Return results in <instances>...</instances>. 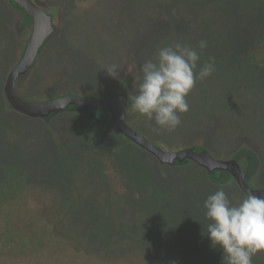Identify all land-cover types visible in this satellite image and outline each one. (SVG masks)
I'll list each match as a JSON object with an SVG mask.
<instances>
[{
  "label": "rangeland",
  "instance_id": "1",
  "mask_svg": "<svg viewBox=\"0 0 264 264\" xmlns=\"http://www.w3.org/2000/svg\"><path fill=\"white\" fill-rule=\"evenodd\" d=\"M33 1L54 18V31L41 47L33 66L17 80L16 91L26 101L41 102L65 94L97 98H115L122 94L128 97L123 86L130 71L136 72L131 80H138L143 63L153 59L160 48L175 42L187 44L200 52L199 42L206 41L208 47L203 50L200 59L208 51L220 50L217 54L221 53V59L228 52L229 56L220 65L225 62L229 70L241 72L245 80L244 88L248 92L255 88L254 69L263 71L261 82L264 81V11H260L258 0ZM16 8L9 0H0V116L3 118L0 120V264H104L103 259L94 255L110 251L135 254L137 264H191L190 255L195 256L198 252V257L206 258L202 264H222V258L217 261L212 257V262L208 259L212 253H209L207 244L195 246L198 249L190 254V235L187 237L185 231L188 223L190 226L191 216L196 214V205L194 200L190 203V192L180 208L173 202H167L178 196L180 185L175 182L170 186L163 184V187L171 189L161 193L164 198L158 204L164 219L160 214L154 219L148 214L133 218L138 234L131 233L126 243L123 240L114 247L112 237H117L119 233L112 234L108 227L97 230L94 204L86 201L88 203L84 206L87 208L77 207L84 203L79 193L71 199L75 203L72 212L65 213L66 207L64 215L53 212L63 199L57 183L51 180L54 179L53 173L42 162L46 161L43 154L49 160L54 157L44 153L43 136L37 133L46 130L51 133L52 140L59 143L63 130L60 128L59 131L55 120L61 123L58 116L65 111L75 113L83 110L82 120L91 128L90 133H101L109 116L102 110L70 106L48 117L28 118L13 109L6 96L5 84L26 48L33 25L28 20L29 26H26L24 16L17 11L19 7ZM1 29L7 30V33ZM111 64L118 66L115 85L110 84L113 77L106 72V67ZM30 84L32 88H29ZM247 84L250 86L247 87ZM231 90L229 86L222 87L224 97L220 96L219 104H231L234 95ZM195 93L199 91L194 87L189 93L192 100L201 96ZM186 99L190 103V97ZM133 115L129 107L127 123ZM207 118L208 115L202 120ZM219 118L221 123L217 130L222 138L218 137V141L217 134L213 137L208 125L204 130L196 129L201 143L196 140L194 145L185 143L188 141L185 138L176 137L160 145L149 139L147 134L146 137L167 150L204 147L212 157L218 158L219 152L214 147L234 148L239 145L240 138L250 140L253 136L254 130L240 132L236 120L226 111H222ZM69 125L74 126L73 123ZM29 150H34V153L28 155ZM53 151L63 154L61 159L58 155L54 160H59L63 168L79 160L75 154L60 153L57 147ZM228 159H235L242 166L250 187H264L263 171L255 150L246 148ZM161 164L182 166L175 162ZM157 172L164 173V177L173 176L170 166H159ZM209 172L204 173L208 182H236L229 172ZM216 191L210 187L202 191L204 201ZM232 191L225 193L233 204L239 203L244 195L239 197ZM110 216L104 217L108 219ZM177 217L182 221L176 220ZM204 220L200 219L198 228L205 227ZM86 221H89L88 230L84 229ZM182 227L185 233L182 241L174 242L170 236ZM84 231L96 235L100 232L104 244L95 245L93 237ZM122 236L121 233V239ZM117 261L113 260L111 264H119ZM258 262L259 259L254 256L252 264ZM123 264L129 263L126 260Z\"/></svg>",
  "mask_w": 264,
  "mask_h": 264
},
{
  "label": "trees",
  "instance_id": "2",
  "mask_svg": "<svg viewBox=\"0 0 264 264\" xmlns=\"http://www.w3.org/2000/svg\"><path fill=\"white\" fill-rule=\"evenodd\" d=\"M257 3L260 11H264V0H258ZM255 13L257 14L256 9ZM217 52H220V50L208 51L203 55V58L206 59L210 57L215 58V70L204 81H196L194 87L199 93L195 94H200L201 96L192 100V95H188L192 102L188 103L189 111L182 115L180 127H177L172 132L160 131L157 133L154 131L156 127L154 120L150 121L139 114L133 115L128 120V123L145 136L147 134L149 139L154 140L155 143L160 145L169 143L175 137L178 139L185 138L188 140L185 143H192L194 145L197 141H200L196 129L204 130L206 125L210 127L213 137L217 134V141L218 137L222 138L219 130H217L221 123L219 115H221L222 111H226L228 115L236 120L240 132L243 130L246 132L254 130V133H252L253 136L250 140L245 137L240 138L238 140L239 143H237L239 145L234 148L214 147V150L217 149L219 152V156L217 155L216 157L228 159L240 152H244L246 148H251L255 150L260 160L264 178V81L261 82L263 71L254 69L253 86L255 88L248 92L247 88H244L243 83L245 80L242 79L241 72L236 73L232 69L229 70L225 62L224 65H220L224 61V58L229 56L228 52H226L223 59L220 57L221 53L217 54ZM203 58L197 63V71L203 63L208 62ZM216 62L219 64V67ZM135 73L130 71L123 86V90L130 100L137 94L140 82L135 79L134 81L131 80V76ZM249 77L252 76L250 75ZM110 82L111 85H115L117 78H112ZM223 86H229L232 88L231 91H234L232 102L229 105L219 104L221 100L220 96L224 97ZM248 86L250 85L247 84ZM29 88H32L31 84ZM82 112L83 110L75 113L65 111L61 113L60 117L58 116V119L62 120L61 123L55 120L59 124V131L60 128L63 130L62 139L59 141L60 144L58 141L52 140L51 133L46 130L37 133L39 136H43L41 142L44 147V153L54 157L53 160H49L48 156H44L43 154V158L46 161L42 162L44 165H47V168L49 167L48 171L53 173L54 179H50L54 180L53 183H57L58 189H60L59 195L63 199L60 200V204H57L53 208V212L62 215L66 212H72L75 203H72L71 199L75 194L79 193L80 199L84 198V203L77 205V207H83L88 203L86 201L94 204L93 212L95 213L96 220H94V223L96 229L100 230L108 227L112 234L119 233L117 237H112L114 247L118 246L123 240L126 243L131 235H134L136 232V227L138 226L132 220L133 218L148 214L154 219V216L160 214L161 218L164 219L158 204L162 200L161 198H164L161 196V193L163 191L168 192L171 189L163 187V184L170 186L172 182H175L180 185L178 196L176 195L175 200H167V202H173L180 208L186 202V198H189L190 192V203L194 200V206L196 205V214L191 216L190 226L188 223L185 231L187 237L190 235V254L195 252V249H198L195 246H200L203 243L208 245L209 253H212L208 255V259L211 262L214 261L213 258L219 261L222 258L221 250L219 248L212 249L208 238L202 235V228H198L201 223L200 219L205 218L204 214H202L205 211L203 208L205 197L201 193L202 191H206L207 187L213 190L223 188L225 192L233 190L234 194H239V197L244 195L242 197L244 198L246 194L238 188L237 183L234 180L226 183L208 182L204 176V173L208 171L191 160L175 162V164L182 166L161 164L153 155L123 135L109 117L101 133H90L89 130L91 128L82 120ZM91 112L93 111L91 110ZM206 115H208L209 119L202 120ZM0 120H3L1 116ZM68 122L73 123L74 126L72 127ZM233 132L238 133V131ZM55 147H57L60 153L68 152V154L77 155L79 160L72 161L71 165L63 168L59 164V160L54 162L55 158L59 155L53 151ZM34 150L32 152L29 150L28 155H32ZM62 155H59L58 158L61 159ZM187 161H191V163H186ZM159 166H170L173 176L164 177V173L157 172ZM194 192L196 193L192 195ZM84 207L87 208V206ZM142 207H144L143 210H141ZM108 214H111V216L105 219L104 216ZM180 216L182 217V215ZM176 220L182 221L178 217ZM88 222L84 223L85 230L89 229ZM207 223L208 221L204 223L205 227L204 225L202 227L206 228ZM84 232L93 237L95 245L104 244L105 240L100 235V232H97L98 235L89 231ZM121 233L123 235L122 239ZM185 233L183 234L182 227L174 231V235L170 236V239L177 243L181 242L182 236ZM198 254L195 256L190 255L191 264H202V261L206 259L198 257ZM94 256L103 259L104 264H111L113 260L117 259L119 264H123L126 260L129 264H137L135 254L124 253L122 251L118 253L110 251L108 253L95 254ZM255 257L259 259L257 264H264V254L259 253Z\"/></svg>",
  "mask_w": 264,
  "mask_h": 264
},
{
  "label": "clouds",
  "instance_id": "3",
  "mask_svg": "<svg viewBox=\"0 0 264 264\" xmlns=\"http://www.w3.org/2000/svg\"><path fill=\"white\" fill-rule=\"evenodd\" d=\"M207 42L201 40L198 48L181 42L162 47L141 66L138 92L126 109L148 120H154V131H174L180 124V114L189 111L187 96L197 80L204 81L215 70V58L197 71V63ZM118 66L106 67L109 76L116 78ZM204 217L208 221L202 235L212 249L219 248L222 264H252V259L264 253V197L247 194L233 204L223 188L209 195L203 202Z\"/></svg>",
  "mask_w": 264,
  "mask_h": 264
},
{
  "label": "water",
  "instance_id": "4",
  "mask_svg": "<svg viewBox=\"0 0 264 264\" xmlns=\"http://www.w3.org/2000/svg\"><path fill=\"white\" fill-rule=\"evenodd\" d=\"M18 4L26 15L32 18L31 37L26 48L7 77L5 92L14 110L29 117H48L53 113L62 112L70 106L90 108L104 111L115 123L117 129L131 141L155 156L161 163L173 164L191 160L210 172L226 171L236 180L238 186L247 195L252 193L264 197V187H250L246 181V172L235 159L212 157L209 151L200 146L185 147L179 150H167L141 134L126 121V107L130 99L118 94L115 98L86 97L76 94H65L41 102L22 99L16 91L19 76L26 74L33 66L38 53L54 31V18L33 0H12Z\"/></svg>",
  "mask_w": 264,
  "mask_h": 264
},
{
  "label": "flooded vegetation",
  "instance_id": "5",
  "mask_svg": "<svg viewBox=\"0 0 264 264\" xmlns=\"http://www.w3.org/2000/svg\"><path fill=\"white\" fill-rule=\"evenodd\" d=\"M10 2H11V5L13 4V6H15V8H16V10L18 9V7H19V10H17L18 12H20L23 16H24V18H25V22H26V26L28 25L29 26V24H28V20H31L32 21V24H33V20H32V18L31 17H29L28 15H26L25 13H24V10L18 5V4H16L14 1H12V0H9ZM32 27H33V25H32ZM1 30H4V31H6L5 33H7V30H5V29H1ZM21 76H23V75H21ZM21 76H19V78L21 77ZM18 78V79H19ZM16 85H17V82H16Z\"/></svg>",
  "mask_w": 264,
  "mask_h": 264
}]
</instances>
